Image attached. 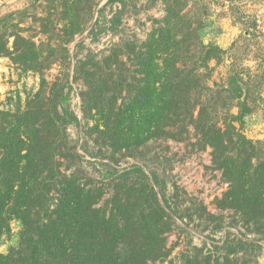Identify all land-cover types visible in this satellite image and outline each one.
Returning a JSON list of instances; mask_svg holds the SVG:
<instances>
[{
  "label": "rangeland",
  "instance_id": "obj_1",
  "mask_svg": "<svg viewBox=\"0 0 264 264\" xmlns=\"http://www.w3.org/2000/svg\"><path fill=\"white\" fill-rule=\"evenodd\" d=\"M156 40L166 53L156 48L155 62L175 51L188 77L163 130L154 118L137 131L136 118L116 113L139 88V51ZM203 123L250 141L246 152L221 146L257 174H235L232 185L202 142ZM29 138L38 178L23 182L40 189L30 218L50 214L72 180L82 202L120 226L122 264H264V3L0 0V158L24 159ZM6 217L0 255L23 264L18 208Z\"/></svg>",
  "mask_w": 264,
  "mask_h": 264
},
{
  "label": "trees",
  "instance_id": "obj_2",
  "mask_svg": "<svg viewBox=\"0 0 264 264\" xmlns=\"http://www.w3.org/2000/svg\"><path fill=\"white\" fill-rule=\"evenodd\" d=\"M162 45L160 40L155 41V48L152 43L143 44L138 55L141 75L139 88L137 87L135 91L127 90L130 99L127 103H123L124 108H118L116 113L118 121L125 116L128 120L132 116L133 119L136 118L138 122L135 124L139 127L137 131L141 127L148 130L149 121L152 122L154 118L158 122L159 130H163V126H166L164 119H168L172 113L170 107L178 105L179 100L176 99V95L180 93L177 92L178 87L184 86L187 81L188 76L183 74L175 61L171 60V55L173 56L175 51L171 54L167 53L163 63L166 62L165 70L169 67L176 72L161 71L164 64L160 66L156 63L154 56L156 48L160 50V57L166 53L163 47L159 49L158 46ZM183 96L187 99L189 90H184ZM83 102L86 103L84 99ZM174 102L176 104H173ZM97 111L101 114L100 110ZM106 116L111 115L108 113ZM131 120L130 122L134 123V120ZM199 130L203 144L212 147L214 162H218L224 173L228 174V180L232 185L235 174L249 176V179L253 174H257L258 168L250 163V159L251 170L250 167H245L244 162L240 167L239 156L231 150L227 151L229 143L232 149H242L243 152H246V147L250 148L251 145L250 141L232 128V125L222 129L216 124L203 123L200 124ZM16 138L17 144H25L19 136ZM5 141L8 143L11 139L6 137ZM222 142L227 145L222 147ZM29 143L34 151L31 153V149H28L24 159L20 156V151L3 153L0 158V236L8 227L6 215L10 209L17 207L23 222L22 234L23 237H27L26 248L19 257L23 264H122L121 253L119 256L115 255L116 248H121L124 243L120 226L112 217L107 218L105 213L94 211L95 208L92 207L94 202L89 198L84 197L85 202H82L81 193L78 192L80 188L72 180L62 181L56 194V206L50 214L37 220L30 218L31 207L40 197V189L37 185L29 187V182L27 184L23 182L27 176L32 180L38 178L36 177L38 164L37 162L36 165L33 164L37 153L36 139L29 138ZM16 148H19V145L14 147L15 151ZM30 165L35 167L30 175H27ZM101 228L105 230L106 235L109 233L111 238L108 239L109 243H101L99 240L98 231ZM13 257V252L0 255V264H12Z\"/></svg>",
  "mask_w": 264,
  "mask_h": 264
},
{
  "label": "built area",
  "instance_id": "obj_3",
  "mask_svg": "<svg viewBox=\"0 0 264 264\" xmlns=\"http://www.w3.org/2000/svg\"><path fill=\"white\" fill-rule=\"evenodd\" d=\"M230 1H234V2H238V3H248V4H252L256 1H258L259 3H264V0H230ZM262 10H258L257 13L255 14V17L253 18L256 23H258L259 25L260 23V14H261Z\"/></svg>",
  "mask_w": 264,
  "mask_h": 264
}]
</instances>
